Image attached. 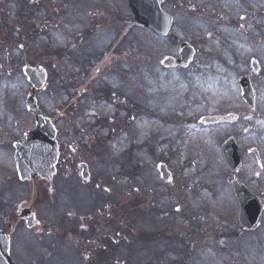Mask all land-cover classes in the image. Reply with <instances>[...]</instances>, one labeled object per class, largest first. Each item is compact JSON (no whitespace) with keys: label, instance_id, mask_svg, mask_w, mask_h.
<instances>
[{"label":"rangeland","instance_id":"374dc122","mask_svg":"<svg viewBox=\"0 0 264 264\" xmlns=\"http://www.w3.org/2000/svg\"><path fill=\"white\" fill-rule=\"evenodd\" d=\"M243 1L245 7L254 4L253 0L232 2L238 4ZM196 2L198 0H170L166 10L177 19V23L173 35L167 41L153 39L146 31L138 29L126 35L122 46L131 40L135 41L140 44V47L137 45L139 55L138 60H135L132 57L135 54L130 52L121 59V66L131 63L127 69L132 74L137 70L143 80L133 78V84L136 82L137 86L127 89L129 97L123 91L129 107L130 99L135 103L133 91L137 87L135 97L139 99L138 109L137 106L130 109L129 120H124L127 114L122 116L118 112L119 116L116 117L115 110L103 111L105 105L97 103L82 110L80 115L84 114L80 119L60 121L57 128L64 136L62 142L70 144L69 138L77 141L72 153L74 175L78 171L76 164L86 162L90 166L92 184L90 188L81 189L79 194L74 193L70 200L60 201L58 208L53 207L52 201L50 207L37 208L41 221L37 233L22 232L21 229L14 232L11 255L17 263L102 264L106 258L113 264H264V224L252 235L240 229L238 208L227 189L228 173L221 158L218 159V145L221 146L228 138L230 129L205 127L202 130L203 127L198 123L199 118L204 116L230 112L245 114V110L232 101L237 79L249 76L261 95L256 112L251 114L253 118H250V126L261 135L260 140L263 142L264 63L257 75L253 74L249 60L245 69L239 71L236 62L243 58L245 41L240 30L236 29L237 32H229L233 36L232 41L227 39L206 49V53L213 51L225 58L209 56L211 65L222 63L223 59V64L219 65L222 69L217 75L210 66L211 83H205L207 75L204 71L195 77L207 58V44L203 40L200 42L201 33L196 22L201 21L208 26L206 21L197 18ZM222 7L223 4H220L218 10L221 11ZM227 7H230L229 3ZM205 15L204 12L201 14ZM143 39L147 41L143 42ZM183 42L196 46L198 50L185 73L187 77L181 71L161 70V60L176 55ZM153 43L159 48L157 51ZM229 48H237L240 54L230 57ZM146 55H150L148 63L145 61ZM229 58H233L232 61L226 60ZM141 61H145L144 64ZM13 62L15 55L7 56L0 52V146L4 148L10 144L9 139L19 138L34 127L33 118L25 109L30 87L21 73H13L20 68L18 65L14 67ZM205 65L209 64L205 62ZM150 74L151 82L145 88ZM122 77L125 78V72ZM92 90L91 87L87 94L90 95ZM8 96L10 101L5 99ZM39 102L42 112L51 118L66 107L64 101L55 100L51 88L40 95ZM231 103L233 110L227 107ZM11 109L17 112L10 113ZM189 109L193 114L187 112ZM183 110L186 112L183 113ZM101 112L108 116L102 120L111 122V131L117 128V124L123 128L121 132H114L111 139L108 137L111 133L108 127L103 130L90 127L101 121ZM111 117L114 121L110 120ZM171 121H174L173 124ZM79 129L85 130L83 146L76 136L71 137V131L76 134ZM158 135L164 139L170 137V142L157 138ZM94 139L104 141L96 148L94 145L98 143ZM168 146L178 153L169 159L168 167L172 174L169 184L161 180L157 172V165L168 160L164 153ZM13 166L12 156L0 148V174L7 170L10 172ZM254 172L260 173L261 170L254 166ZM6 182L0 180L2 194L6 191L3 187ZM258 185V182L251 185V189L264 202V195ZM33 187L31 197L27 194L24 199L29 205L32 201L38 205ZM15 192L14 189L11 192L9 187L6 194L10 198L9 205L0 212V224L21 202ZM94 192L100 193L102 197H94ZM6 196L1 197L2 202L8 201ZM15 199L19 202L15 203ZM97 201L101 204L97 205ZM70 215L71 220H77V224L84 226L86 231L95 230L100 239L107 237L112 240V228L104 223L114 221L118 229L113 234L115 244H110L112 251H106V255L104 251L100 253L107 244L101 245L98 251L93 244H69L64 235L68 224L63 226V220ZM137 233L142 236L138 237L141 243L136 241ZM179 244L188 246L184 249Z\"/></svg>","mask_w":264,"mask_h":264},{"label":"flooded vegetation","instance_id":"af4514ba","mask_svg":"<svg viewBox=\"0 0 264 264\" xmlns=\"http://www.w3.org/2000/svg\"><path fill=\"white\" fill-rule=\"evenodd\" d=\"M222 1L230 4L226 14L218 10ZM232 1L234 0H198L197 18L208 24L205 29L203 27L205 24L199 21V33L206 31L210 34V41L204 43L214 47L218 42L227 39L232 41L233 36H230L229 32L239 29L243 35L242 40L245 41V52L241 60L237 59L236 65L241 71L245 69V64L249 60L253 74L257 75L261 72V64L264 63V0H253L254 4L246 7L245 1L235 3L236 5ZM169 2L170 0H167L166 7ZM127 5V0H0V52L7 56L18 53L13 65L14 67L18 65L21 70L30 66L46 71L45 88L37 97L51 88L55 100L59 99L66 103V107L53 117L56 127L60 121L80 118L84 114L80 115L82 110L85 111L87 102L92 105L103 103L107 110H115L117 114L122 113L123 109L136 107L133 99H130L128 107L120 88L123 72L124 83L129 88L136 85V82L133 84V78L138 79L137 70L132 74L127 69L129 66L125 68L121 66L118 52L119 37L131 21L124 9ZM203 6H206L208 13ZM203 12L206 13L205 16H201ZM200 42L202 43V39ZM135 47L136 43L130 41V48ZM229 51L230 57L240 54L237 48H229ZM211 55L222 57L219 53L213 51L206 53L205 50L206 57ZM249 57L254 58L250 60ZM232 59L229 58L227 61ZM220 69L222 68L219 66ZM245 77L237 79L236 93L232 101L236 102L240 109L245 110V114H236L237 121L230 124L228 136V139L234 138L237 143L241 168L236 172L228 169L226 183L233 194L235 181L245 186L256 185L258 179V188L264 195V140L262 142L261 135L250 126V118H253L251 114L254 113H250L242 96L241 81ZM91 87L93 90L88 95ZM253 89L257 104L261 95L256 87L253 86ZM71 132V137L76 136L83 146V140L80 139L83 137V129L76 130V134H73V130ZM24 136L25 133L19 138L9 139L10 144L6 148L2 147L3 150L13 157L14 144L23 141ZM63 138V134L58 132L60 157L51 184L40 178L35 179L32 184L21 182L8 170L0 174V180H7L5 184L14 185L13 187L19 190L17 193L20 197H25L28 193L31 195L33 185L34 196L38 200V205L34 201L29 205L27 199H21L16 210L10 216L6 215L4 229L15 227L16 231L19 227L26 228L27 219L22 220V215L37 216V208L50 207L51 201L55 207L59 201L70 200L74 193L79 194L81 189L91 184L79 182V172L77 171L76 175L73 173L75 161L72 153L77 141L69 138L70 144H64ZM255 149L258 154L253 153ZM166 154L167 163H170L172 153L168 151ZM220 158L223 161L222 146ZM78 165L79 163L76 164V168ZM254 166H258L261 172H254ZM262 176L263 179L260 180ZM26 210H30L29 214ZM70 217L71 215L67 219L69 244H105V238L100 239L95 230L86 231L84 226L77 224L78 221L71 220Z\"/></svg>","mask_w":264,"mask_h":264},{"label":"water","instance_id":"95a60500","mask_svg":"<svg viewBox=\"0 0 264 264\" xmlns=\"http://www.w3.org/2000/svg\"><path fill=\"white\" fill-rule=\"evenodd\" d=\"M141 1L140 0H131V11L136 17V22L138 25L146 27H153L155 30L158 27H155L157 21L153 20V23H149L141 14ZM146 2V0H144ZM146 10H148L146 8ZM156 13V10L154 11ZM193 51H191L187 46L183 52L179 65L184 67L187 66L188 62L192 59ZM174 61L171 59L165 64L168 66H173ZM30 80L35 83L34 78L32 77V72H26ZM242 86L245 89V99L249 102L250 105H253V93L248 81H243ZM27 108L29 111H37L36 101L34 99H29L27 101ZM220 120L215 119H206L202 122L204 124H215L219 123ZM222 121V120H221ZM54 130L50 125L48 120L38 118L37 123V132L31 133L27 137V141L23 146H20L16 155V160L18 162V170L22 179H31L35 174L48 172L50 175L55 171V163L57 160L58 153L56 152V147L53 143H50V139L54 138ZM42 137V142L39 144L38 140ZM223 153L225 156V161L229 167L233 170L239 168L240 162L237 156V150L234 145V142L228 141L223 147ZM82 176L85 179L89 178V172L87 166H82ZM159 171L161 173L162 179L167 178V170L164 166H159ZM236 196L240 206V224L241 226L248 230H256L261 221V216L263 212V207L260 204V201L250 194L246 188L236 187ZM0 264H13L9 257V237L4 233H0Z\"/></svg>","mask_w":264,"mask_h":264}]
</instances>
